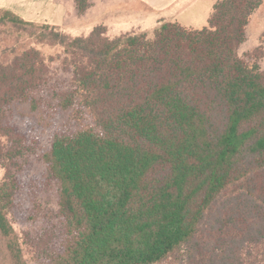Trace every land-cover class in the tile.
Wrapping results in <instances>:
<instances>
[{
	"label": "trees",
	"instance_id": "trees-1",
	"mask_svg": "<svg viewBox=\"0 0 264 264\" xmlns=\"http://www.w3.org/2000/svg\"><path fill=\"white\" fill-rule=\"evenodd\" d=\"M261 3L218 0L206 26L163 22L152 37L109 38L101 27L71 37L41 26L71 74L58 105L79 107L94 124L56 132L43 155L60 181L68 234L51 264H162L180 246L175 264H264L256 181L264 176V73L238 55ZM75 4L78 13L90 5ZM0 22L36 26L8 9ZM47 73L33 47L0 65V233L16 264L26 263L7 218L18 188L11 169L29 146L5 123V106L23 99L35 108L31 91ZM229 187L237 195H222Z\"/></svg>",
	"mask_w": 264,
	"mask_h": 264
},
{
	"label": "rangeland",
	"instance_id": "rangeland-1",
	"mask_svg": "<svg viewBox=\"0 0 264 264\" xmlns=\"http://www.w3.org/2000/svg\"><path fill=\"white\" fill-rule=\"evenodd\" d=\"M9 1L12 8L0 9H8L36 26L22 28L0 22V65L9 64L15 55L33 47L43 56L48 73L38 88L31 91L37 99L35 108H30L23 99L13 100L5 106V123L12 129V133L29 146V150H25V154L16 159L18 164L11 169L15 173L18 188L7 218L18 238L24 262L51 264L66 243L68 234L64 217L59 212L60 181L50 174L43 155L48 151L50 139L56 132L71 133L83 125L93 127L94 124L91 117L82 113L79 107L62 109L58 105L55 93L70 88L71 74L63 69L57 59L62 54L61 46L51 44L50 40L42 37L41 33H48L50 29L45 30L41 26L54 27L71 37L88 36L95 27L103 28L104 34L109 38L143 32L147 37H152L154 30L165 21L155 25L145 22L146 16L140 18L139 15L142 9L132 8V0H89L90 5L82 13H78L75 0ZM118 3L124 6L110 7ZM46 13L51 16L50 22L41 20L48 19ZM141 25L146 28L140 29ZM238 55L250 63L257 62L264 73V1L250 17L246 27V40L240 45ZM1 141L6 145L10 143L7 137H3ZM5 174L6 169L0 163V185ZM256 181L264 195V176H259ZM237 193V187H229L222 195ZM255 193L261 195L258 187H255ZM220 204L215 203L211 210L213 214ZM183 252L184 247L180 246L162 264H175L172 260ZM246 257L247 255H241L240 260L242 258L246 261ZM214 260L223 262L225 259L215 257ZM0 264H16L7 249V239L1 233Z\"/></svg>",
	"mask_w": 264,
	"mask_h": 264
},
{
	"label": "crops",
	"instance_id": "crops-1",
	"mask_svg": "<svg viewBox=\"0 0 264 264\" xmlns=\"http://www.w3.org/2000/svg\"><path fill=\"white\" fill-rule=\"evenodd\" d=\"M217 1L218 0H132V8L142 9L139 13L140 18H142L143 15L144 17L146 16L145 22L150 24L155 25L160 21H170L177 22L185 27L200 28L207 24L213 6ZM263 1L264 0H262V3ZM11 4L9 0H0V7L12 8ZM121 6H124V4H113L110 7ZM149 11H151V13ZM46 17L48 19L41 20L43 22H50L51 16H47L46 13ZM33 20L37 21L36 19ZM145 28V26L141 25L140 29Z\"/></svg>",
	"mask_w": 264,
	"mask_h": 264
}]
</instances>
